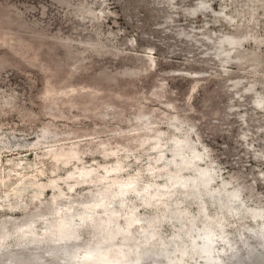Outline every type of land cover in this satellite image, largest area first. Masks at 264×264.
<instances>
[{"label": "rangeland", "instance_id": "1", "mask_svg": "<svg viewBox=\"0 0 264 264\" xmlns=\"http://www.w3.org/2000/svg\"><path fill=\"white\" fill-rule=\"evenodd\" d=\"M0 264H264V0H0Z\"/></svg>", "mask_w": 264, "mask_h": 264}, {"label": "bare ground", "instance_id": "2", "mask_svg": "<svg viewBox=\"0 0 264 264\" xmlns=\"http://www.w3.org/2000/svg\"><path fill=\"white\" fill-rule=\"evenodd\" d=\"M176 139V138H175ZM185 147V146H184ZM188 147V146H187ZM157 148H158V146H157ZM185 150V149H184ZM189 152V151H188ZM183 152H181V154H182ZM179 154V153H178ZM181 156V155H180ZM159 157V156H158ZM119 168V167H118ZM115 169V168H114ZM108 171H109V169H108ZM212 175V174H211ZM205 180H206V178L204 179V182H205ZM118 181V180H117ZM116 181V182H117ZM53 182V186H55L56 185V180H54V181H52ZM200 182H202V181H200ZM134 183H137V182H135V179H132V180H127V181H125L124 180V182H121V183H119V184H117V187H115V189H114V191H111L112 192V194H115V195H123V194H125L126 193V191H127V188L130 186V185H132V184H134ZM111 184V183H110ZM173 184H176V182H173L172 183V185ZM202 184H203V182H202ZM211 184V183H210ZM113 188V187H112ZM207 188V187H206ZM108 189L109 190H111V185L108 187Z\"/></svg>", "mask_w": 264, "mask_h": 264}]
</instances>
